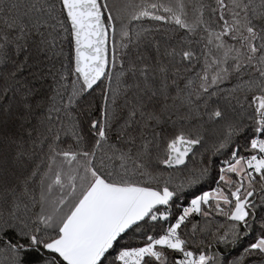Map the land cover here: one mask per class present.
Wrapping results in <instances>:
<instances>
[{"label": "snow or ice", "instance_id": "snow-or-ice-1", "mask_svg": "<svg viewBox=\"0 0 264 264\" xmlns=\"http://www.w3.org/2000/svg\"><path fill=\"white\" fill-rule=\"evenodd\" d=\"M0 264H264V0H0Z\"/></svg>", "mask_w": 264, "mask_h": 264}, {"label": "trees", "instance_id": "trees-1", "mask_svg": "<svg viewBox=\"0 0 264 264\" xmlns=\"http://www.w3.org/2000/svg\"><path fill=\"white\" fill-rule=\"evenodd\" d=\"M199 151H200V149L198 148V149H197V153H199ZM213 159H214V160H217V159H219V158H217V157H213ZM199 160H200L199 155H197V158H196V159H192V158H191V155H190V157H189V159H188V167H195V166H197V165L199 164ZM185 171H186V170H185ZM202 187H203V188H207V187H208V184H207V183H204V184L202 185ZM194 219H197V220H198L199 217L196 216V217H194ZM217 219H219V220H221V222H223V218L218 217ZM245 243H246V242H245ZM214 250H216V249L214 248ZM218 250L221 251V252H223V253H226V254L228 255V258L230 259L232 256H234V255H238V254H239V251H241L242 249L239 248V247L236 248V249H232L230 246H229L228 249H225L224 246H220Z\"/></svg>", "mask_w": 264, "mask_h": 264}]
</instances>
